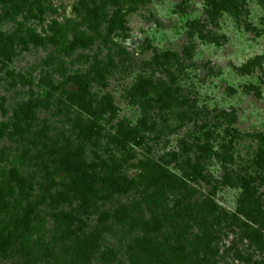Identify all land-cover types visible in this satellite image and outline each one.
<instances>
[{
	"label": "rangeland",
	"instance_id": "374dc122",
	"mask_svg": "<svg viewBox=\"0 0 264 264\" xmlns=\"http://www.w3.org/2000/svg\"><path fill=\"white\" fill-rule=\"evenodd\" d=\"M246 10L238 18L223 13L211 21L205 0H0V181L20 174L31 194L22 203L7 196L8 205L0 204V223L24 214L51 187L54 195V201L38 208L27 235L0 264H54L59 256L67 262L76 239L60 241L57 229L88 235L100 227L104 210L120 211L119 218L109 219L113 229L104 233V250L117 251L121 260L107 256L105 264H130L127 240L120 244L116 232L124 219L127 223L142 214L150 220L164 211L173 215L178 200L184 206L211 201L225 213V221L237 214L240 191L223 184L226 164L215 153L223 154L222 147L232 141L228 167L242 173L264 137V1L248 0ZM193 22L205 26V35L221 39H203ZM76 37L80 42L74 49ZM99 61L110 67L105 80L91 73ZM79 70L93 79L86 100L96 113L106 107L107 97L117 110L113 121L107 113L99 120L100 137L81 136L82 122L90 115L78 99ZM142 121L156 123V132H145ZM121 127L138 129L144 147L117 146ZM204 133L211 156H202L197 147L206 143ZM78 152L86 161L80 166L85 175L75 172ZM71 154L73 172L67 177L59 171ZM141 161L148 165L144 171ZM196 165L203 178L192 175ZM141 173L157 188L120 195L114 182ZM13 187L19 195L21 187ZM66 188L70 201L57 203L58 191ZM189 225L191 235L200 234L197 222ZM217 228L198 252L196 239L189 236L177 258L185 252L192 260L185 264H196L193 252L206 255L208 263L242 264L235 257L240 250L253 262L264 261V253L248 249L235 226L223 221Z\"/></svg>",
	"mask_w": 264,
	"mask_h": 264
},
{
	"label": "trees",
	"instance_id": "16d2710c",
	"mask_svg": "<svg viewBox=\"0 0 264 264\" xmlns=\"http://www.w3.org/2000/svg\"><path fill=\"white\" fill-rule=\"evenodd\" d=\"M10 0H3L4 3L9 2ZM261 2L264 0H260ZM207 6L209 7V17L211 21L214 18L220 16L223 13H228L233 17H241L247 12V2L248 0H205ZM194 28H200L202 38H207L212 41L221 39L220 36L216 34L205 35V26L198 24L196 22L191 23V26ZM213 37V38H211ZM220 37V38H219ZM33 42L37 45L43 44V39L38 35H31ZM217 38V39H216ZM80 42V38L76 37L75 40L71 43L74 46V49L77 48V44ZM44 45V44H43ZM110 67L105 61L96 62V65L92 67L91 73H94L97 77L105 80L106 75H108ZM82 70H79L75 74V83L78 86V91L80 94L79 101L81 106L86 110V113L90 115V120L82 122V131L81 136L90 138L93 135L96 137L101 136V122L99 120L104 118V114L109 115V122L113 121L116 118L117 110L113 104L112 98H106V107L101 110L100 113H96L92 107L91 102L87 101L91 90V83L89 79L93 80L91 75L86 77L81 73ZM91 77V78H90ZM85 78V79H84ZM73 80V79H72ZM144 131L147 133H155L157 126L156 123L147 125L145 121H142ZM138 129H125L121 127L119 130V135L121 137H116L114 141L117 146L122 149H126L130 144H135L138 147L143 148L146 144L145 137L137 131ZM206 134L204 133L203 136ZM2 137V135H0ZM257 137H253V140H256ZM206 143L199 144L197 147L203 151L202 156H208L214 154L213 147L210 144V137L206 135L204 137ZM259 140V137H258ZM261 146L255 151L254 157L249 159L247 163V168L242 171V173L233 174L232 170L228 167V164H233V159L231 158L229 152L233 150L232 141L227 146H223V154L215 153L217 157L223 156L222 161L226 164L224 166V175H223V184L230 188H235L240 191L238 199V210L236 215H228L226 221L223 220V215L218 211L217 206L213 204L205 203L198 206H184L182 200H178L177 205L179 209H175L173 215L171 211H164L163 215H155L150 220L144 219L142 214L133 216L127 223L125 219L120 221L122 223V228L120 230L116 229V232L119 231V243L124 244L122 238L126 239V253L128 256V261L130 264H185L189 263L192 260L184 252V255L180 259L177 258V252H183L182 244L187 242L189 236L193 239H196L195 252H198L199 249L206 247L208 244L207 241H211V238L218 234L220 224L224 223L232 224L237 229H239V238L242 240H247L248 249H252L254 246L255 251L264 253V137L260 139ZM184 151V150H183ZM184 154L188 155V150H185ZM81 152L77 153V160L75 166V172L81 175H85V170L83 171L82 167L85 166L84 159L80 156ZM200 156V157H202ZM75 155H70L67 158L66 164L60 168L59 172L64 173L67 177L70 172H73V167L70 165V162L74 160ZM76 159V158H75ZM202 159V158H201ZM117 160V159H116ZM115 161V160H114ZM81 162V163H79ZM117 162V161H115ZM74 166V165H73ZM121 168V165H117ZM145 167V168H144ZM148 167L146 162L141 161L139 168L146 170ZM197 169L196 174L192 171V175L202 176V169L200 165H196ZM11 178L6 181H0V204L7 206L6 197L13 196V199L19 200L20 203L23 201H28L31 197V194L24 189L26 186L25 180L22 179L20 174H15V172L10 173ZM192 180L193 177H190ZM123 182L115 181V186L118 188V191L121 192L120 195H126L130 193L133 189H140L145 187L153 186L157 188L156 181L150 180L146 173H141L133 179L122 178ZM16 183V184H15ZM55 185V184H54ZM58 184H56L57 187ZM151 185V186H150ZM13 186H20V194L16 195ZM53 187H51L52 190ZM49 190L44 198L40 199L36 205L33 203L29 204V208L26 209L25 213H19V215L13 218L10 222L0 223V259L6 257L14 247H16L22 239L29 232L33 218L37 213V210L40 206L46 204L47 200L54 199L53 192ZM57 203L70 201L68 199V194L70 193V188H66V191H58ZM75 194V192H74ZM54 201V200H53ZM40 204V205H39ZM137 207H133V211H136ZM131 210H128L126 215L131 217ZM98 211V210H97ZM117 212V211H116ZM111 213L110 211H102L100 214L101 225L99 228L93 230L91 233L86 235L83 234L82 237L78 235H71V231H67L63 226H60L59 240L60 241H69L72 243L76 239V243H73L70 247V251L74 250L72 258L65 262V256H59V259L56 260L54 264H104L108 262L107 256H112L118 262H121L119 254L117 251H111L107 254L104 250V233L108 230L113 229L109 226V219L112 216L119 218V212ZM245 219L242 220V218ZM222 218V220H221ZM182 219L185 220V223H182ZM193 221L200 229L199 235H191V225L190 222ZM128 224V226L126 225ZM107 227V228H106ZM108 229V230H107ZM233 230V228H232ZM117 234H115L116 236ZM160 240H163V244L160 243ZM67 244V245H68ZM177 244V245H172ZM180 246V247H179ZM175 247V248H174ZM166 250V252H165ZM192 258H195L196 264H215L211 263L205 256L199 257L191 253ZM217 255V254H216ZM215 255V256H216ZM214 256V257H215ZM237 260L242 264H264L263 262H253L252 255L246 252L237 250L235 256ZM178 259V261H177Z\"/></svg>",
	"mask_w": 264,
	"mask_h": 264
}]
</instances>
